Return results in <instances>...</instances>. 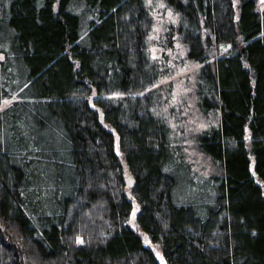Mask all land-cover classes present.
Returning <instances> with one entry per match:
<instances>
[{
    "label": "trees",
    "instance_id": "trees-1",
    "mask_svg": "<svg viewBox=\"0 0 264 264\" xmlns=\"http://www.w3.org/2000/svg\"><path fill=\"white\" fill-rule=\"evenodd\" d=\"M160 1L208 173L163 107L154 0H0V264H264V3Z\"/></svg>",
    "mask_w": 264,
    "mask_h": 264
},
{
    "label": "rangeland",
    "instance_id": "rangeland-1",
    "mask_svg": "<svg viewBox=\"0 0 264 264\" xmlns=\"http://www.w3.org/2000/svg\"><path fill=\"white\" fill-rule=\"evenodd\" d=\"M150 7L152 15L149 32L151 53L157 61L168 68V74L161 77L157 83L162 90L163 107L166 110L173 108L179 112L183 142L190 147L188 153L194 168L203 173L211 172L213 166L209 159L197 149L195 143L197 134L213 123V116H203L196 106L195 83L200 64L190 60L187 57V48L180 42L178 36L175 33L171 35L178 22L177 14L160 0H154ZM12 100H4L0 104V111ZM179 133L177 130L176 134ZM137 209L138 206L134 205V211ZM158 259L161 261L159 257Z\"/></svg>",
    "mask_w": 264,
    "mask_h": 264
},
{
    "label": "snow or ice",
    "instance_id": "snow-or-ice-1",
    "mask_svg": "<svg viewBox=\"0 0 264 264\" xmlns=\"http://www.w3.org/2000/svg\"><path fill=\"white\" fill-rule=\"evenodd\" d=\"M261 3H264V0H261ZM5 103H8V101H5ZM133 215H135V212H133Z\"/></svg>",
    "mask_w": 264,
    "mask_h": 264
}]
</instances>
